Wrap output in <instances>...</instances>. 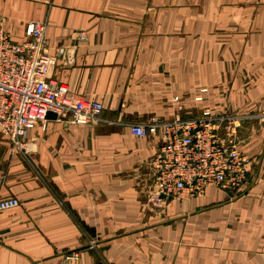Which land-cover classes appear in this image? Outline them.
Masks as SVG:
<instances>
[{
	"label": "crops",
	"instance_id": "1",
	"mask_svg": "<svg viewBox=\"0 0 264 264\" xmlns=\"http://www.w3.org/2000/svg\"><path fill=\"white\" fill-rule=\"evenodd\" d=\"M30 21L47 24L49 78L104 109L46 118L27 151L0 138V199L20 200L0 212V264H264V0H0L14 38ZM176 96L246 117L242 193L152 196L161 142L131 126L171 117Z\"/></svg>",
	"mask_w": 264,
	"mask_h": 264
},
{
	"label": "built area",
	"instance_id": "2",
	"mask_svg": "<svg viewBox=\"0 0 264 264\" xmlns=\"http://www.w3.org/2000/svg\"><path fill=\"white\" fill-rule=\"evenodd\" d=\"M86 39L85 34L80 36ZM47 24L30 21L21 39L14 38L0 23V134L13 149L27 151L31 131L55 112L58 119L78 124L102 120L103 103L71 92L65 83L49 78L56 56L49 51ZM209 88H202L195 101L201 102ZM173 115L132 124L134 136H157L161 142L149 159L152 196L179 199L201 196L214 186L242 193L249 178L250 157L243 152L239 130L246 118L228 106H206L186 112L179 96ZM17 197L0 199V212L18 207ZM78 253L66 254L64 264H78Z\"/></svg>",
	"mask_w": 264,
	"mask_h": 264
},
{
	"label": "water",
	"instance_id": "3",
	"mask_svg": "<svg viewBox=\"0 0 264 264\" xmlns=\"http://www.w3.org/2000/svg\"><path fill=\"white\" fill-rule=\"evenodd\" d=\"M47 119H58V116L55 112H48L47 116H46ZM161 198H167V196L165 194H162L161 195Z\"/></svg>",
	"mask_w": 264,
	"mask_h": 264
},
{
	"label": "rangeland",
	"instance_id": "4",
	"mask_svg": "<svg viewBox=\"0 0 264 264\" xmlns=\"http://www.w3.org/2000/svg\"><path fill=\"white\" fill-rule=\"evenodd\" d=\"M1 137H3V136L0 134V138H1ZM3 138H4V137H3ZM4 140H6V139L4 138ZM6 141H7V140H6Z\"/></svg>",
	"mask_w": 264,
	"mask_h": 264
}]
</instances>
